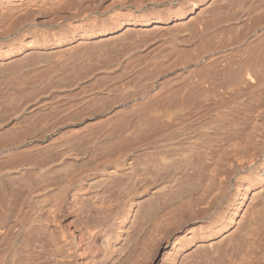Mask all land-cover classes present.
I'll use <instances>...</instances> for the list:
<instances>
[{"label": "bare ground", "instance_id": "1", "mask_svg": "<svg viewBox=\"0 0 264 264\" xmlns=\"http://www.w3.org/2000/svg\"><path fill=\"white\" fill-rule=\"evenodd\" d=\"M228 2L227 5L232 4L231 0ZM200 5L203 10L199 16L196 9ZM224 5V0H0V94L10 88L14 89L13 87H19L22 90L39 81L44 75L46 78L39 81L41 85L44 83L57 85V82L62 84L65 78H67L66 85L68 83L72 86L82 83L87 85V82L92 81L85 82V76L88 73L93 76V69L88 72L93 65L99 69L107 66L108 61L101 59L105 57L104 53H107L108 57L113 50H115L113 53H121L130 44L136 48L145 36L143 33H147L150 37L148 41L151 43L156 36L153 33L160 28L165 29L166 27H163L165 23L174 20L175 23L189 25L188 21L185 20L183 23L182 21L195 11L196 21L201 18L197 23L192 17L194 15H190L193 24H201L202 27L200 31L196 28V24L194 26L197 32L198 29L202 32L199 36L202 44L198 41L201 46L197 47V43L195 45L199 51L202 50L199 55L198 51L194 50L198 55L196 61L202 63L201 70L197 69L198 75L197 70L196 72L193 70L195 74L188 67L192 65L189 56H193L192 49L196 48L192 41L191 48L187 47V51L191 54L187 52L189 56L186 57L189 60L187 61L189 62L187 64L189 71L186 74L187 84L184 83L186 102L181 99L185 102L182 105L185 106H180L183 109L185 107L184 119L180 116V119L185 121L173 122V126L176 127H173V131L177 130L180 133L182 131L181 134L175 131L178 134L177 137H181L180 145L182 143V146L185 144L186 147L180 152L178 140L175 144L178 148L173 149L170 146L173 150L170 149L167 159L163 158L168 161L164 163L168 165L167 168L163 169L162 165L158 166L160 164L158 161L161 162L163 154H160L158 151L160 148L157 145L164 142L168 144V140L164 139V142H161V139L163 140L164 135L166 137L170 135L172 138L173 136L168 132L174 133L165 128V119L162 117L163 121L159 114L155 118L151 116L153 119L150 121L157 129L150 124L152 129L149 125L151 130H148L144 128L147 125L142 124L144 129H139L141 135L137 134L148 144L150 141L146 138L151 137L150 140L153 138L152 145L158 142L154 139L162 137L160 144L158 142L154 145L160 154L157 155L156 152L155 162L159 169L165 170L166 173L163 171L162 175H157L162 172L157 168L155 169L157 173L154 176L152 174L153 177L150 176L149 180L139 175V171L136 174L133 172L135 165L132 164L129 151L128 154L119 152V155L117 153L118 156L115 157L113 156L115 154H112V157L105 155L107 158L100 156L101 160L95 159L91 161V164L86 163V165L79 162V166L76 163L74 166L71 162L74 167L72 165L65 167L64 174H60L61 178L56 175V178L60 179L56 181L57 183L52 182L53 184L50 182L52 180L49 182L45 180L40 172L41 180L43 179L41 182L34 185L33 182L26 181V185H22L26 187L25 198L21 197V194L24 195L23 191L20 192L18 189L21 194L17 195V198L0 199V210L6 208V205L7 208L8 205L11 206L7 210L4 209L3 214L0 213V264H264V14L257 16L261 14L258 8L262 6L252 5L257 7L254 13L258 12V14L251 13V18L253 16L254 18L250 22V12H253L251 10L253 8L247 11L250 15L243 13L246 17L249 16L247 17L249 23L244 24L246 21L240 22V19L235 25L232 22L227 24L228 18L229 21L234 19L232 16V19L230 16H225L224 9L227 11L230 6L224 8ZM240 10L242 12L244 9ZM238 12L235 11L237 14ZM235 13L233 16L235 15L234 18L238 20L241 13L239 12L238 17ZM190 17L188 19L192 20ZM190 27L188 29L193 30L194 27ZM212 27L213 30H210ZM240 28L244 30L247 28L246 33L243 34L244 31ZM188 29L185 33L189 34L192 31ZM174 33L173 31L172 34ZM141 34L144 36H140ZM196 34L197 37L198 33ZM185 40L187 42V39ZM189 40L191 38L188 39V44L191 43ZM169 42L172 41L169 40ZM118 46H122L121 51L119 48L116 49ZM142 46H145L144 43ZM128 49H125L126 52ZM133 49L130 52H133ZM150 49L144 52L150 53L152 50ZM141 53L140 55L143 54ZM127 55L128 53L122 54L126 57ZM119 59L123 58L119 57ZM94 60H97V63L92 62V64L91 61ZM112 65L117 67L115 64ZM78 68L84 71H82L85 74H82L83 79H81L82 75L78 79L79 73L81 74ZM73 73L77 74H74L76 78L70 76ZM194 74L198 76L195 77ZM36 85L33 86L36 87ZM56 85H53L54 88ZM59 87L57 85V88ZM19 89L14 90L21 91ZM35 97L33 98L36 99ZM176 104L178 107L180 104L177 102L174 104L177 109ZM167 106L166 108L174 107L172 104L171 107ZM175 108L172 110L175 111ZM167 110L163 111L164 115ZM172 114L170 118L174 116ZM177 114H179L178 111ZM175 120L176 118L173 121ZM169 121H167L168 125ZM181 128L183 129L180 130ZM164 131L166 134L162 133ZM148 133L152 134L145 136ZM153 135L157 137L154 138ZM139 140L142 145L145 144L143 140ZM166 145L163 153H167ZM156 147H154L155 151ZM143 151V155L148 158L152 157V151L155 153L154 149L151 154L144 149ZM158 156H161L160 159ZM55 159L51 162L59 163L62 160L58 158L56 160H60L55 161ZM157 159L159 160L156 161ZM142 161L144 168L136 164L144 170L148 161L146 162V159ZM44 163L47 166L50 161ZM44 163L43 167H45ZM42 166L40 164L37 167L39 169ZM10 167L8 166L9 170ZM55 169L54 171L57 170ZM117 171L127 177L133 175L131 184L136 186L134 194L144 199L151 197L150 201L153 202V206L150 204L153 207L152 216L142 226L139 241L135 237L138 244L136 247L133 246L134 249L130 248L129 254L125 252L127 249L121 245V240L125 232L123 222L129 214V208L134 199L131 200L132 202L128 199L131 205L129 204L124 211H121L123 216H118L119 219H114L115 216L111 215L112 213L104 210L107 207H102L101 199L99 203L95 201L109 187L104 191L101 190L102 192L96 189L108 178L116 176L115 173L118 176ZM118 180L115 181L117 184ZM126 185L127 183L120 186L119 190L123 192ZM114 186L116 188V185ZM120 191L118 194L114 190L111 192L120 198ZM111 192L108 191V195ZM103 196H105L104 193ZM2 198L5 199V196L3 195ZM102 199L105 204L107 200H110L107 198L105 201L104 197ZM23 205H26L24 210ZM67 210H70L69 214L74 216V220L78 217L77 222L82 224L81 231L75 232V229L72 230V227L68 226L73 219L67 221L68 223L65 222L64 211ZM106 221L108 224L113 223L110 230L107 229L108 225L102 226ZM77 222L75 220L76 224ZM75 223L69 224L76 226ZM34 242L37 245H34ZM22 245L26 247L22 248ZM124 252L128 256L124 254L125 257H121ZM149 257H151L150 260H148Z\"/></svg>", "mask_w": 264, "mask_h": 264}, {"label": "rangeland", "instance_id": "2", "mask_svg": "<svg viewBox=\"0 0 264 264\" xmlns=\"http://www.w3.org/2000/svg\"><path fill=\"white\" fill-rule=\"evenodd\" d=\"M228 1H230V0H228ZM228 1L224 0V3H225L224 8H227L228 6H230L231 8L229 7L227 11H225L226 9H224V14L226 17L230 16V19L233 18L234 20L229 21V18H228L227 24H230L232 22L235 25V23L238 22L240 19H241L240 22L246 21V22H244V24L247 23L248 22L247 17H249L248 15H250L251 13L254 15L255 14L254 11L256 12L255 8H257V7H253V6H259V7H260V5L262 6V7H260L262 9H260V8H258L259 10L257 9L259 11V13H261V14H258V12H257L258 15L257 14H255V15L260 16V15L264 14V0H233L234 3L231 0L232 4L227 5V3H229ZM235 3L238 5V7ZM199 7H200V9H199ZM199 7L196 9V11L199 12L198 15L200 16L202 14L201 10H203V9H202L201 5ZM241 7L244 9V10H242V12L240 10V9H242ZM251 8H253V9H251ZM250 9L253 10V12H250V14H249L247 11H250ZM238 10L241 14L238 12ZM196 11L194 13L190 14L191 16L194 15V16H192L195 18L194 21H196V18H197L196 17L197 16ZM235 11L238 12V14H240V16H239L240 18L238 17V14L235 13ZM226 12H227V15H226ZM229 12H230V14H229ZM234 13L238 17V20H237V18L236 19L234 18L235 17V15L233 16ZM243 13L248 14L247 17ZM252 14L250 15V20L248 19L249 22L251 21L252 18H254V16L251 18ZM190 15L187 16L186 18H184L182 23L186 20V22L188 21L190 23V24L189 23L188 24L191 25V27L189 25H186V23H183L181 25V23L178 24V23H175L174 20H172V21H169L168 23L164 24L165 26H163V27L164 28L166 27L167 29L166 28L165 29L160 28L159 31L153 33L154 36L155 35L157 36L160 32H162L159 34V36H157V40H156V36H155L154 41L151 43H149V41H148L150 37L147 35V33H143L144 32L143 31L142 33L147 37H145L144 35L141 34L140 36H144V37H143V39H142V37H140L142 39V40L141 39L140 40L144 43L145 46H142L143 43L140 44V42H141L140 41L136 45V48H138V49H136L135 46H133L131 44H130V46H127V47H125L127 44L124 46L122 45L123 47H125V49L129 48L128 49L129 52H128V50L126 52L125 49H123L121 51L120 48H122V46L121 47L118 46V47H116V49L119 48V51H121V53H118V52L113 53V51H115V50H113V51L110 50L111 54L109 53V57H108L107 53L106 54L104 53V55H105L104 58H106V59L101 58L104 55L101 56L100 58L103 59L104 61H106V60L108 61L106 64L107 66L104 67L105 69L104 68L99 69L96 65L95 66L93 65L90 68V70L88 71V72H91V70L93 69L94 70L93 71L94 73L92 74L93 76H91V73H88L90 75L86 74L87 76H85V82L90 80V81H92V82H90L91 84L89 82H87V85H86V83H82L81 85L76 84L78 86L73 85V86H75V87H73L72 84L68 83L69 85L67 84L68 85L67 86L65 84V83H67L65 81L67 78H65V79H63L64 81H62L63 82L62 84L63 85L65 84L64 86L62 84H59V82H57V85L60 86L59 88H57L56 83L53 84V85H56L55 86L56 88H54V86L52 84H50L52 86H50L48 84L49 85V88H48V85H46V83H44V85L43 84L41 85V83L39 82V81H41V79L44 80L46 78L45 77L46 75H44V77L42 76V78L39 81L37 80L40 87L36 81L35 83L28 85L26 88H23L22 90L19 89V87H13L14 89L18 88L21 91H16V90L10 88L8 90L1 92V94H0V97H1L0 98V151H1L0 152L1 153L0 154V187L3 189L0 188V191H1L0 192V199L6 200V199H9V197L11 199L17 198L18 196H20V194H21L20 192H22V191H23V194L24 193L27 194V192H25L26 187H24V186L22 187V185H26V181H27V183L33 182L34 185L41 182L43 180V179L41 180V178H42L41 174L43 175V178L45 177V180H48V182H49V180H52V181H50L51 183L52 182L55 183L56 181L58 182L59 179L61 178L60 176H62L64 174L63 172H65V171H63V169H65V167H68L69 165H70L69 167H71V165H72L71 162L73 163L74 166H76L74 163L78 164L77 166H79L80 165L79 162L81 164L85 163L84 165H86V163L91 164L92 163L91 161H94L95 159L101 160V158H99L100 156L102 158L103 157L107 158V156H105V155H109L112 157V154H115V155H113L115 157V156L119 155V152L121 154H125L129 151V154L131 153L130 155H131L132 164L136 166V167L133 166L134 167L133 172H135L136 174L140 172L139 175H143L148 180L150 179V176L152 174L154 176L157 173L156 172L157 168L160 172L162 171V169H159V167L161 165H162L161 168H163V169L167 168L166 166H168V165H165V164L168 161L164 160L163 158H165L166 156L168 157V155H169L168 152L170 151V149L173 150L175 148H178L175 145L177 140H178L177 143H179V145L178 144L177 145L179 146L180 152L182 150H184V147H186L185 144H183V146H182V143H181V145H180V142L182 141L180 139L181 137H179V138L177 137L178 134L182 133V131L180 133L179 131L177 132V130H175L178 134L175 131H173V127L176 128L175 126H173L174 125L173 122H177V123L182 122L183 123L185 121V120L182 121V119H180V116H181V118L184 119L183 111L185 113V107H184V109L182 107L185 105L184 104L182 105V103L186 102V100H185L186 98H184L186 96V94H185L186 89H184V88H186L185 84H187V75L186 74L190 69L192 71L194 70L195 72L197 69L201 70V66H202L201 65L202 63L196 61V59L198 58V55L200 54V51L202 50L200 48L201 50L199 51V49L197 48V47L201 46L200 44H202L201 43L202 41L199 40V39H201V38H199V36L202 35V32H200V31H202L201 30L202 27L200 26L201 24L198 25L194 22L196 24V28L200 29V31L198 29V32H197L196 31L197 29L194 27L195 24H193V19H192V17H190ZM199 16H198V18H199ZM231 16H232V18H231ZM189 17L192 20L188 19ZM245 17H246V19H245ZM199 19H197V21ZM199 23H200V21H199ZM167 24L168 25L171 24V25L168 26ZM173 24H174V26H173ZM241 25H242V23H241ZM188 26L190 28L194 27L193 30L188 29L189 28ZM181 28H182V30H181ZM178 29H179V32H178ZM187 29L193 32V34H192V32L188 31V32H190L189 34H191L192 36H190L188 33H185V32H187V31H185ZM211 29L213 30V27L210 28V30ZM240 29H243V30H241V31H244V32H242L243 34L246 33L247 28H245V30H244V28H240ZM240 29H239V31H240ZM165 30H168L167 32L170 35ZM173 31L175 32L174 34H172ZM181 32L183 34H181ZM163 33H165V35ZM196 33H198L197 37H196V35H197ZM188 35H189V38L187 37ZM193 35H195V36H193ZM162 37L163 38L165 37L166 40L165 39L163 40ZM193 37H194V39H193ZM190 38H191V40H189V41H191V43L189 42V44H188L187 42H188V39H190ZM144 39H147V40H144ZM168 39L172 42L170 43ZM185 39H187V42ZM143 40L145 42L147 41L149 44L145 43ZM192 41H193L194 46L196 45V43L198 44V46L197 47L195 46L197 49L195 47H194L195 49H192V51H193L192 55L193 56H189L191 54V52L189 51L190 52V54H189V52L187 51L188 50L187 47L191 48L190 46L193 45ZM198 41H200L199 42L200 44L198 43ZM132 46L134 49L131 48ZM142 47H145V48L142 49ZM147 47L149 49H150V47H152L151 49L153 50V52L151 49H150L151 50L150 53H149V51L144 52V51H146V49L148 50ZM184 48L185 49L187 48V49L185 50ZM132 49L135 52L134 51L130 52V51H132ZM189 50H191V49H189ZM194 50L198 51V53H197L198 55L196 54V52H194ZM136 51L139 53V55L141 52L143 54L141 53L142 55H140V57H139V55ZM124 52L128 53L127 57L122 56V54H125ZM187 52L189 54L188 56L194 60V62H192L193 60L191 58H189L191 61L190 64H192L191 66L188 65L189 70L187 67V64L189 63V62H187V61H189L187 59L188 58ZM112 53H113V55H112ZM134 53L137 56L134 55ZM193 53H195L197 56H195V54H193ZM130 56H132V57H130ZM117 57H118V59H116ZM119 57L123 58V59H119ZM132 58H134V59H132ZM185 59H187V60H185ZM114 61H115V63H114ZM92 62L97 63V60L91 61V63ZM185 62H187V63H185ZM108 63H110V64H108ZM82 64H83V62H82ZM111 64H115V65H117V67L116 66L114 67L113 65L111 66ZM93 67H95V69ZM106 67H108L109 69H107ZM112 67H114V68H112ZM198 67H200V68H198ZM78 71L81 72V74L79 73V77H78V79H79L80 76L84 73H82L83 70H81L80 68H78ZM78 71H77V74H78ZM194 71H193V73H195ZM199 71L197 73L198 75H199ZM74 74H76V73L70 74V76L72 75L75 77ZM68 76L69 75L67 74V77ZM88 76H89V78H88ZM197 76L195 75V77H197ZM74 77H72V78H74ZM82 77H83V75L81 76V79H83ZM195 79L197 80V78H194V80ZM36 83L38 86L36 85ZM83 84H84V86H83ZM33 85H36V87H34ZM61 85H62V87H61ZM30 86H31V88H30ZM45 86H47V88ZM69 86H70V88H69ZM51 87H53V88H51ZM63 87H65V88H63ZM12 90H14V92ZM10 92H12V93H10ZM6 93L8 95H5ZM59 93L61 95H59ZM36 95L38 96L37 98L35 97ZM58 96H61V97H58ZM33 97H35L36 99H34ZM181 99L184 100L185 102H183ZM33 100H35V101H33ZM34 102H36V103H34ZM168 102L170 103V105L172 104L174 107L166 108V106L169 104ZM176 102L180 104L179 107L176 104L177 109L175 108V105H174ZM25 103H26V105H25ZM170 105H168L167 107H169ZM180 106H182V107H180ZM174 108H175L176 112L173 111ZM167 109H171V110L173 109V110L172 111L169 110L170 112H168ZM165 110H167L166 111L167 113L165 112L166 114L164 115L163 111H165ZM177 111L179 114H177ZM153 114H154V116H153ZM157 114H159L161 116H159ZM168 114H170V115H168ZM171 114L174 115L172 118H170ZM175 114L178 115L179 117L176 116ZM151 116L153 118H155V116H159L161 118L163 117L165 119V122H166V125H164L165 128L170 129L171 131H173L175 133L174 134L172 132L171 133L168 132V134H171L173 137L171 138L170 135H167V137H166L164 135L163 140L161 139L162 137L160 138L156 133H154L159 137V138H156L157 136L153 135V136H155L154 138H156V139H154V141H156V142L158 141L159 144H160V139H161V142L162 141L164 142V139H165V141L168 140L167 141L168 144L166 142H164L165 144L161 143V145H157L158 142L157 143L154 142V145H157V147L160 148L158 150L160 152V154H163V155H161L162 157L158 156V158L159 157L162 158L161 162H162V160H164L163 163L158 161L160 158L156 160V161H158V163H160L159 165L155 162V158H157V157H155V154H156L158 148L151 144V141L153 140V138L150 140L151 137L146 138V137L142 136L143 138H146L147 140L150 141L149 142L146 140L147 142H149L151 144L150 145L148 143H145V140L142 139L141 137H138V135H137L139 133L141 135V132L139 130L140 128H141V130L144 128H147L149 130L150 127L152 129L153 124L151 122L152 121L151 119H153V118ZM167 116L169 117V120H171V122L173 124L168 120ZM163 118H162V120H163ZM175 118H176V120L178 119L179 121L178 120L173 121ZM167 121H169V123H170L169 125L171 127L168 125ZM142 124L143 125L146 124L147 126L142 128V126H143ZM149 125H150V127H149ZM167 125L170 128H168ZM154 126H153V128H155ZM165 128L163 130H165ZM155 129H157V128H155ZM182 129L183 128H181L180 130H182ZM170 130H168V131H170ZM135 131H136V133H135ZM166 132H167V130H166ZM162 133L164 134L165 131ZM150 134H152V133H150ZM150 134L148 133L145 136H148V135L150 136ZM174 137L176 140L174 139ZM139 139H141V141L143 140L142 142H144L147 145H145V144L142 145V143L139 142L140 141ZM139 143H140V145H138ZM163 144H164V146H163ZM141 145H142V147H141ZM165 145L167 147L166 150L168 149L167 150L168 154L162 152L165 150L164 149ZM147 146H149V147L151 146L150 149H148L149 147L147 148ZM161 146H163V147L161 148ZM168 146H169V148H168ZM170 146L173 147V149ZM181 146L183 148H181ZM154 147H156V151H155ZM68 149L70 150V152ZM143 149L146 150L145 152L150 153V154H151L152 149H154L155 153L152 151V154L154 155V156L152 155V157H154V158L149 156V154H147V153H146L147 156H149L150 158L145 157V155H143V152H144ZM63 151H66L67 154H65L66 152H63ZM60 152L62 153V155L64 154L63 157H61L62 155L60 154ZM159 152H157V155H160ZM117 153H118V155H117ZM69 154H70V156L72 155V157H70ZM164 154H165V156H164ZM170 154H171V152H170ZM54 157L56 159L61 158L62 160H60V159H59L60 161L56 160ZM111 157H109V158H111ZM167 157H166V159H167ZM106 158H104V159H106ZM54 159H55V161H59V163L58 162L52 163L51 161H53ZM133 159L135 160V162ZM145 159H146V162L148 161L145 164V169L147 171L145 169L144 170L142 169V168H144V164H143L142 160L145 161ZM48 160L50 161V164L48 163L49 165L47 164V166H46V163H44V162H48ZM75 160H76V162H75ZM42 161H44V162H42ZM152 162H153L154 166L151 164ZM20 163H22V164H20ZM28 163H30V164L28 165ZM34 163L36 164L35 166H34ZM43 163L45 164V167H43L44 165L42 166ZM64 163H65V166H64ZM136 163H138L139 165H142V168H141V166H139ZM23 164H26V165H23ZM40 164L43 167V169H41L42 167H40L38 169L37 166H40ZM73 165H72V167H74ZM8 166L9 167L11 166L10 170H9ZM138 166L140 168H138ZM146 167H148V168H146ZM36 168H37V170H36ZM51 168H52V170H51ZM54 168H56L57 170L55 169L56 171H54ZM60 169H62V170H60ZM20 171H21V173L23 172L22 173L23 175L20 173ZM153 171H155V172L153 173ZM163 171H165V170H163ZM163 171L157 175H162ZM40 172H41V174H40ZM43 172L45 174H43ZM117 172H118V176H117V173H115L114 175H116V176L113 175L114 177H110L111 179L108 178L109 180L107 179L106 182L104 181L107 185L104 184V182H102L101 186H104L105 188L101 187L99 185L100 188L98 187L96 190L99 192H102L107 187H109L110 190H108L109 188H107L105 190L106 192L105 191L103 192L105 196L108 195V193H107L108 191L111 192L112 190L116 191L115 193L118 194V191H120L119 187L124 185L125 183H127V185L123 189V192H122V190L120 191L121 197L118 198L117 194H115L114 192L112 194V192H111V193H109L108 196H106V197L103 196L105 201L107 200V198L110 199V200H107L106 201L107 204H105V203H103L104 200L102 199L103 198L102 197L103 193H102L101 196H99L100 198L97 197V199L99 198V200L96 199L95 201H97V203H99L98 201H100V199H101L102 201H100V203H102L101 204L102 207L103 208L107 207L104 210H107L110 214L112 213L111 215L115 216L114 219L115 218L119 219V217L123 216V214H122L123 212H121V211H124L126 206H129V204L133 201L131 203L132 205L130 204L131 208H129L130 209L129 214L124 219L125 222H123V224H125L124 225L125 226L124 227L125 232H124L123 237H122V240L123 239L124 240L123 241L121 240V245L127 249L125 252H127L129 254V251L131 250L130 248L134 249L138 244V241H139L140 235H141L142 226L145 223H147L152 216L153 202H152V200L150 201V199H152L151 197H147L144 199L141 197L139 198L138 196H136V194H134L136 186H135V184H131V179H132L131 177H133V175L127 177V176L121 175L119 173L120 171H117ZM165 173H166V171H165ZM25 174H26V177H24ZM60 174H62V175H60ZM28 175H31V176H28ZM56 175L59 176L60 178H56L57 177ZM120 175H121V177H120ZM153 176H151V178ZM52 177H55V178H52ZM118 179H120L121 181H119ZM112 180H114V181H112ZM117 180L119 181L118 184H117V182H115ZM114 185H116V188ZM10 188H11V190H10ZM24 188H25V190H23ZM18 189H20V192L18 191ZM5 190H6V193H5ZM105 193H107V194H105ZM25 194L24 195L21 194V197L23 196L22 198H25V196H26ZM3 195L5 196V199L2 198ZM115 195H116V197H115ZM132 195H134L133 198H132ZM111 197H113L115 200L112 199ZM128 199L130 201L132 199H134V200H132L130 202ZM111 200H113L112 202L114 204L111 202ZM128 202H130V203H128ZM109 203L112 205H110ZM127 203H128V205H127ZM150 204L152 206H150ZM145 206L147 207L148 210L146 209ZM8 208H11V206L8 205ZM8 208L6 205V208H4V209L7 210ZM22 208L24 210L26 208V205H23ZM89 208H90V210H93L91 207H89ZM108 208H111L112 210L108 209ZM1 209L2 210H0V211H2V212H0V213L3 214V212H5V210L3 208H1ZM67 211H64L65 215H66V221H65L66 223H68L69 220L71 221V219H73V217H74V216L72 217V214H69L70 210L68 212ZM76 218L77 219H75V220L77 222L78 217H76ZM73 220H72V222H69V223H72L74 225L75 220L74 221ZM112 222L114 223L113 220H112ZM69 223H68V226L72 227L71 228L72 230L75 229V232L82 230L81 229L82 224L80 225V222L79 223L77 222L78 224L75 223L76 226H72ZM113 223L108 224V221H106L105 223L102 224V226L104 224H105L104 227L106 225H108L107 229L110 230L112 228L111 226H113ZM135 237L137 238L136 240H138L137 242L135 240ZM133 240H135V241H133ZM126 244L129 246H127ZM34 245H37V244H35V242H34ZM130 245H131V247H130ZM133 246H135V247H133ZM21 247L25 248L26 246L23 247V245H22ZM125 252L121 255V257H125V255L128 256V254H126ZM150 258L151 257H149L148 260H150Z\"/></svg>", "mask_w": 264, "mask_h": 264}]
</instances>
